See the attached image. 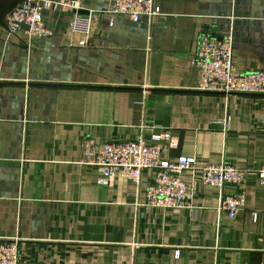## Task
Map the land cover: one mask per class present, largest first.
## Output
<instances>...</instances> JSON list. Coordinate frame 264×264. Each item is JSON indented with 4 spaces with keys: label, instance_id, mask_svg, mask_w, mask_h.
<instances>
[{
    "label": "crops",
    "instance_id": "crops-1",
    "mask_svg": "<svg viewBox=\"0 0 264 264\" xmlns=\"http://www.w3.org/2000/svg\"><path fill=\"white\" fill-rule=\"evenodd\" d=\"M111 3L82 0V13H97L89 34L54 5L45 37L10 33L0 14V238L19 239V264H264L257 176L234 217L199 178L211 163L264 167V94L200 91L194 63L202 34H231L236 67L264 69V0H155L159 14L138 21L110 14ZM156 132L177 142H160L163 158L196 159L181 174L193 208L148 205L152 169L100 184L84 153L88 139Z\"/></svg>",
    "mask_w": 264,
    "mask_h": 264
},
{
    "label": "built area",
    "instance_id": "built-area-1",
    "mask_svg": "<svg viewBox=\"0 0 264 264\" xmlns=\"http://www.w3.org/2000/svg\"><path fill=\"white\" fill-rule=\"evenodd\" d=\"M82 0H23L6 15V27L10 33L26 26L28 34L45 37L51 34L46 27L43 11L51 5L60 7L71 15L70 27L75 31L89 34L97 19V13H80ZM112 15H127L138 21L142 15L153 17L159 14L155 0H112L108 9ZM194 63L200 72L197 89L205 92L225 94H264V69L239 70L233 60V37L215 38L202 34L197 42ZM177 144L169 132H156L151 141L139 138L126 142H106L98 144L91 139L85 141L84 153L88 162L100 167L98 182L110 185L120 174L135 182H140L147 169L155 171V176L147 189V204L164 209L193 208L194 190L181 177L184 170H197L194 157L179 156L169 160L161 156L160 142ZM200 180L220 190V210L234 217L245 206V184L251 174H255L264 186V167L258 170L238 168L227 162L211 163L199 168ZM194 172V174H195ZM227 184L239 186L236 191L225 192ZM19 239L0 238V264H19Z\"/></svg>",
    "mask_w": 264,
    "mask_h": 264
},
{
    "label": "trees",
    "instance_id": "trees-1",
    "mask_svg": "<svg viewBox=\"0 0 264 264\" xmlns=\"http://www.w3.org/2000/svg\"><path fill=\"white\" fill-rule=\"evenodd\" d=\"M22 1L20 0H13L12 2H10L8 5H6L4 8H2L0 10V14L1 13H7L9 12L13 7H15L17 4L21 3Z\"/></svg>",
    "mask_w": 264,
    "mask_h": 264
},
{
    "label": "water",
    "instance_id": "water-1",
    "mask_svg": "<svg viewBox=\"0 0 264 264\" xmlns=\"http://www.w3.org/2000/svg\"><path fill=\"white\" fill-rule=\"evenodd\" d=\"M13 0H0V10L4 8L6 5H8ZM80 13L83 12V10H79Z\"/></svg>",
    "mask_w": 264,
    "mask_h": 264
}]
</instances>
